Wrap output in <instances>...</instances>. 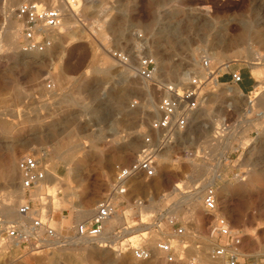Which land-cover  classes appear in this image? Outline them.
<instances>
[{"label":"rangeland","instance_id":"374dc122","mask_svg":"<svg viewBox=\"0 0 264 264\" xmlns=\"http://www.w3.org/2000/svg\"><path fill=\"white\" fill-rule=\"evenodd\" d=\"M17 1L0 0V217L6 221L1 206L11 203L16 211L23 196L17 171L21 156L42 146L52 150L48 176L56 178L48 179L52 186L47 192L55 197L48 209L56 212L53 226L65 229L91 217L79 219L80 207H90L94 214L97 203L109 191L114 166L131 164L139 153L160 95L134 71L119 68L108 53L110 48L154 56L159 77L167 81H181L180 75L186 73L187 79L203 77L206 71L200 60L215 50L230 53L244 44L246 52L250 48L264 54V0H103L88 17L82 12L87 28L69 22L75 33L62 31L50 54L37 57L19 51L21 27L15 43L8 36L20 24L14 12ZM7 5L12 12L7 11ZM102 55L115 65L108 74L96 71ZM219 61L214 60L211 71L226 64H232L229 71L245 68L241 89L246 92L251 88L252 72L261 82L258 92L251 97L228 92L234 86L231 82L206 87V103L189 131L159 157L158 164H163L154 179L131 181L128 199H152L140 211L143 223L151 221L150 214L179 203L174 215L187 231L198 232L204 239L208 218L203 193L213 186L219 215L244 235V252L260 261L264 259V62L250 64L249 69L238 63L242 62L239 59ZM48 80L55 83V94L45 89ZM149 98L151 107L146 105ZM134 101L138 105L132 106ZM250 101L254 102L252 109ZM130 141L139 149L131 158H122ZM227 142L229 145L223 146ZM177 185L181 193L175 192ZM59 189L62 192L57 196ZM113 221L117 223L113 230L123 229V246H136L143 237L152 245L156 239L150 228L135 233L145 227L132 206L123 204ZM127 228L133 233L124 231ZM110 234L113 248L101 251L85 243L43 252L25 246L5 247L0 264H147L135 261L129 251L116 250L121 239H112ZM133 235L141 236L129 240ZM207 250L205 247L201 256L204 264H211Z\"/></svg>","mask_w":264,"mask_h":264},{"label":"built area","instance_id":"2783aa9c","mask_svg":"<svg viewBox=\"0 0 264 264\" xmlns=\"http://www.w3.org/2000/svg\"><path fill=\"white\" fill-rule=\"evenodd\" d=\"M98 1L21 0L14 11L21 24L19 51L24 55L48 53L54 48L66 20L70 17L80 27L87 28L88 24L82 15L83 5ZM108 53L119 68L133 69L139 80L156 89L160 95L139 153L131 164L114 166L109 191L97 203L94 214L65 229L53 226L56 223V212L48 209L54 199L47 192L52 186L48 180L52 170V150L49 146H42L33 153L21 156L17 161V171L23 202L18 206L17 212L26 221L10 223L0 217V252L5 247L18 246L43 252L81 243L109 248V242H99L105 239L108 222L118 217L120 207L126 204L137 209L141 226H149L156 238L152 245L148 237H143L136 246L130 243L123 246L120 238L123 237V229L115 228L110 232L112 239L115 236L121 239L120 244L115 245L116 250L129 251L137 262L202 264L201 254L208 247L207 258L211 264H264V259L253 260L244 252V235L232 229L229 220L219 215L217 193L213 186L207 187L203 193L204 214L208 218V230L204 239L198 232L187 231L174 215L171 206L150 214L151 221L143 223L140 211L147 208L152 199H128L131 181L147 182L154 179L157 176L159 157L175 146L181 135L189 131L196 114L206 103V87L230 82L239 87L245 81V68L229 71L230 64L226 71H211V62L203 57L200 60L202 69L206 71L203 77L191 75L186 81H167L159 77L157 59L152 55H141V52L132 55L118 48H110ZM256 58V63L264 62V54ZM238 63L251 69L249 63ZM250 74L249 79L253 84L251 90L245 93L240 89L247 97L256 94L259 87L257 79L252 72ZM226 77L229 82H224ZM45 89L52 94L57 92V87L51 80L46 81ZM135 105H138L137 101L132 104ZM61 192L59 189L56 195L59 196ZM121 214L124 217V213Z\"/></svg>","mask_w":264,"mask_h":264},{"label":"bare ground","instance_id":"6f19581e","mask_svg":"<svg viewBox=\"0 0 264 264\" xmlns=\"http://www.w3.org/2000/svg\"><path fill=\"white\" fill-rule=\"evenodd\" d=\"M12 1V0H11ZM19 1V4H20V2H21V0H18ZM17 1V2H18ZM103 0H100L98 3H92V4H84L83 5V8H82V12H84V16H85V14H86V17H88V12L90 11V10H92L95 6L97 7V5L100 3V5H101V3H103L102 2ZM14 3V2H13ZM18 4V3H17ZM18 4V5H19ZM103 8H104V6H102ZM10 6L9 5H7V11H11L12 12V10H10ZM14 15V14H13ZM12 16V15H11ZM72 21H75L72 17H70L69 19H67L66 20V22H65V24H64V26H63V28H62V30H61V32L62 31H66V33H75V26L73 25L72 26V24H69V22H72ZM12 22V21H11ZM19 22V21H18ZM76 22V21H75ZM73 23V22H72ZM18 26L19 27H21V24H19V25H17V28H15V29H13V30H11L10 32H9V38H10V40H11V42L12 43H15V41H16V35L18 34V32L20 31V28H18ZM246 28H248L249 29V27H247V26H245ZM246 31V30H245ZM60 32V33H61ZM244 32V31H243ZM242 32V33H243ZM63 33V32H62ZM241 33V34H242ZM246 33V32H245ZM240 34V35H241ZM61 35V34H60ZM246 39H248V38H246ZM250 39H251V37H250ZM239 40V39H238ZM233 41V40H232ZM236 41V40H235ZM238 42V41H237ZM246 42V41H245ZM239 44V43H238ZM247 44V43H246ZM225 45V44H224ZM242 45V44H241ZM244 45V44H243ZM240 46V47H238V48H236V49H234V50H232V52H228L227 50H215V51H213L212 53H210L209 54V61L211 62V68L210 69H213L215 66V63H214V60H221V61H225L226 63L227 62H229L230 63V61L232 60L233 61V59H239V60H241L242 62H246V63H249V64H251V65H257L255 62L257 61V58L256 57H258V55H260L259 54V52H252L251 50H250V48H249V50L246 52L245 51V48H242V47H244V46ZM231 46V45H230ZM239 46V45H238ZM245 46H247V45H245ZM216 47H218L217 45H216ZM51 51V50H50ZM50 51H48V53L50 54ZM39 54H31V55H28V56H32V57H37ZM104 55V54H103ZM102 55V56H103ZM261 56V55H260ZM109 57V56H108ZM107 56H103L102 58H100V59H98L97 60V64H98V68H97V72L98 73H102V74H108L113 68H115V65L113 64V62L110 60V58H108ZM221 61H219V62H221ZM254 62V64L253 63H250V62ZM216 62H218V61H216ZM230 64H226V65H223V66H221V67H219V68H217V69H220L221 71H226V67L227 66H229ZM253 68V67H252ZM255 68H257L256 66H255ZM216 69V70H217ZM263 69V68H262ZM129 70H131V71H133V69H130L129 68ZM204 70V69H203ZM260 70V69H259ZM205 71V70H204ZM260 73V72H259ZM259 73H257V75H260ZM206 74V73H205ZM187 76H188V73H186V74H181L180 75V77H179V79L181 80V81H186V79H187ZM257 78V77H256ZM264 81V80H263ZM259 83H261L260 81H258ZM219 84H221V83H219ZM264 84V83H263ZM216 86H218V84H216L215 85V87ZM263 90H264V88H262ZM128 90V89H127ZM130 90V89H129ZM221 91V90H220ZM226 91V90H225ZM228 92H231V93H241L242 94V92H241V90L240 89H238L235 85L232 87V88H230L229 89V91ZM264 92V91H263ZM125 94V93H124ZM124 94H122V96L124 95ZM213 94V93H212ZM128 95V94H127ZM215 95V94H214ZM124 96H126V95H124ZM123 96V97H124ZM209 96H211V94H208V97ZM219 96V95H218ZM257 96V95H256ZM259 96V95H258ZM213 98H214V96H212ZM216 97V96H215ZM213 98H211V99H213ZM249 99V98H248ZM264 99V98H263ZM154 101V100H153ZM253 101H250L249 103H248V105H249V108L250 109H252V107L254 106L253 105ZM154 104V103H153ZM146 105H148V107H151V105H152V98H149L148 99V101H146ZM145 107V106H144ZM147 107V106H146ZM146 109V108H145ZM250 111V110H249ZM200 124V123H199ZM201 126H202V124H201ZM225 127V126H224ZM208 128V127H207ZM141 131H143L142 129H141ZM207 131V130H206ZM209 131V130H208ZM222 132V131H221ZM136 136H138V134H135ZM219 135V134H218ZM223 137V136H222ZM131 140V139H130ZM227 145H229V143L227 142V143H224V145L223 146H227ZM216 147V146H215ZM138 149H139V147H138V145L135 143V142H133V141H130V142H128L127 144H126V147L124 148V150L122 151V153H121V157L122 158H127V159H129V158H131L137 151H138ZM165 154V153H164ZM163 155V154H162ZM161 155V156H162ZM126 159V160H127ZM161 160V159H160ZM129 161V160H128ZM163 162V161H162ZM161 164V162L158 164V167H159V165ZM163 164V163H162ZM162 164H161V166H162ZM167 164V163H166ZM195 168V167H194ZM15 171V170H14ZM195 172V171H194ZM176 176H178V175H176ZM181 176V175H180ZM179 176V177H180ZM49 178L48 179H54V178H56V177H54L53 178V176H48ZM178 177V178H179ZM198 180V179H197ZM180 183H182V182H180ZM192 184V183H191ZM200 184V183H199ZM212 185V184H211ZM210 186V185H209ZM134 189L135 190H137V189H140L139 188V185H137V184H135L134 186ZM131 188V187H130ZM138 191V190H137ZM180 191V193H181V189L180 188H178V185L176 186V190H175V192H179ZM55 194H51V196L54 198L55 196H54ZM23 202V196H21L20 197V204ZM193 202V201H192ZM192 202H190V203H192ZM197 202V201H196ZM182 203L183 202H181L180 203V205H182ZM202 203V202H201ZM200 203V204H201ZM19 204V205H20ZM52 204V203H51ZM91 204V203H90ZM193 205V204H192ZM151 206V205H150ZM202 206V205H201ZM218 206H219V203H218ZM92 207V206H91ZM153 206H151L150 208H152ZM182 207V206H181ZM196 207V206H195ZM174 209H173V211H175V210H177L178 208H179V203L178 204H175L174 205V207H173ZM204 208V207H203ZM149 209V208H148ZM147 210V209H146ZM146 210H144V211H146ZM1 211H2V213L5 215V216H7V219H8V221H13V220H17V221H19V220H25L26 221V219L24 218V217H22V216H20L19 214H18V212H17V210L15 211V205H12L11 203H9V204H3L2 206H1ZM78 211V218L79 219H83V218H86V217H89V216H92V214H93V210L90 208V207H80V209L79 210H77ZM148 211V210H147ZM150 211V210H149ZM53 212H54V210H53ZM194 212V211H193ZM1 213V214H2ZM148 213V212H147ZM219 213V212H218ZM63 219L65 218V216H63L62 217ZM120 218V221L122 222V219H123V217H119ZM7 221V222H8ZM119 221V222H120ZM61 223V222H60ZM109 224H110V230H106V236H105V239L104 240H101L99 243H102V244H104V243H106V242H109V243H112L110 240H108L109 238H108V235L110 234V232H111V230H113V228H114V226H116L117 225V223H115V221H113V219L111 220V221H109L108 222ZM61 226H59V228H60ZM58 228V229H59ZM150 227H145V228H143V229H140V230H135V233L136 232H140V231H145V230H147V229H149ZM128 231V233L129 234H132L133 233V231L132 230H130V228H127V229H125L124 231ZM137 234V233H136ZM141 235H147V233H142ZM141 235H133L132 237H130V239L129 240H132V239H134V238H139ZM110 237V236H109ZM156 239H154L153 241H152V244L154 243V241H155ZM135 242V241H134ZM133 242V243H134ZM109 248L111 249V248H113V246L112 245H109ZM93 249L94 250H96V251H101L102 249H106L105 248V246L103 245V246H99V245H93ZM101 249V250H100ZM108 252H110V251H108ZM93 253V252H92ZM105 254V253H104ZM97 259V258H96ZM101 260V259H100ZM64 261V260H63ZM101 262V261H100ZM103 263V262H102ZM101 263V264H102ZM201 263L202 264H204L203 263V259H202V256H201ZM59 264H68L67 263V261H64V262H59ZM72 264V263H71Z\"/></svg>","mask_w":264,"mask_h":264},{"label":"crops","instance_id":"0c3cea01","mask_svg":"<svg viewBox=\"0 0 264 264\" xmlns=\"http://www.w3.org/2000/svg\"><path fill=\"white\" fill-rule=\"evenodd\" d=\"M224 82H229V78L226 77V78L224 79ZM241 85H242V84H241ZM241 85H239V88H240V89H241ZM252 86H253V84L251 83V88H252ZM251 88H250L248 91H246V92L243 91L242 89H241V90H242L243 92H245V93H248V92L251 90ZM242 91H241V92H242Z\"/></svg>","mask_w":264,"mask_h":264}]
</instances>
